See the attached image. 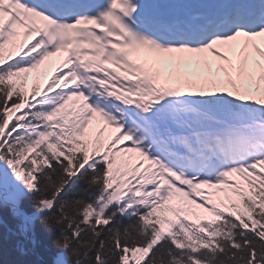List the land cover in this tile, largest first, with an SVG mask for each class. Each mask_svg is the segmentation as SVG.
Returning <instances> with one entry per match:
<instances>
[{
	"label": "snow or ice",
	"instance_id": "6c2138e0",
	"mask_svg": "<svg viewBox=\"0 0 264 264\" xmlns=\"http://www.w3.org/2000/svg\"><path fill=\"white\" fill-rule=\"evenodd\" d=\"M5 207L52 264H264V0H0Z\"/></svg>",
	"mask_w": 264,
	"mask_h": 264
},
{
	"label": "trees",
	"instance_id": "16d2710c",
	"mask_svg": "<svg viewBox=\"0 0 264 264\" xmlns=\"http://www.w3.org/2000/svg\"><path fill=\"white\" fill-rule=\"evenodd\" d=\"M5 208L9 209V207ZM0 215L5 221L4 226L0 227V242L4 244L3 251H0V264H14V262L20 260L26 261L27 264H52L57 250L51 244V234L45 230L39 221L35 225V244L30 246V251L26 256H21L13 246L16 238L13 235H9L10 239L4 236L7 233L6 227L8 226L7 230H15L18 222L12 220L9 213H5L3 210L0 211Z\"/></svg>",
	"mask_w": 264,
	"mask_h": 264
}]
</instances>
